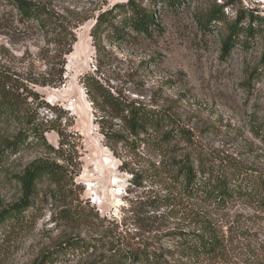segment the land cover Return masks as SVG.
I'll use <instances>...</instances> for the list:
<instances>
[{"label":"rangeland","instance_id":"1","mask_svg":"<svg viewBox=\"0 0 264 264\" xmlns=\"http://www.w3.org/2000/svg\"><path fill=\"white\" fill-rule=\"evenodd\" d=\"M24 1L50 11L53 31L27 25L18 0H0V73L22 86L24 110L47 131L45 141L0 167V212L21 201L19 177L32 165L60 167L63 184L40 183L24 222L0 227V264H98L112 249L186 263L176 235L203 229L222 238L226 251L195 264H264L259 201L213 208L182 193L177 179L189 157L199 178L226 172L264 181V0L156 2L148 35L125 26L122 35L98 39L99 18L128 0ZM215 7L224 8V19L204 28L200 16ZM245 9L261 19L252 22ZM239 17L256 32L225 50ZM96 82L120 107L98 95ZM130 105L152 111L164 127L152 138L134 136L121 114ZM16 128L0 133V144ZM172 131L175 138L163 142ZM70 239L90 246L61 254Z\"/></svg>","mask_w":264,"mask_h":264},{"label":"trees","instance_id":"2","mask_svg":"<svg viewBox=\"0 0 264 264\" xmlns=\"http://www.w3.org/2000/svg\"><path fill=\"white\" fill-rule=\"evenodd\" d=\"M156 2L164 3L171 7L179 4L181 0H149L148 7L143 6L138 0H128L126 4L116 7V13L110 11L103 14L93 28L92 35L96 39L100 38L102 34H106L107 37L111 34H115V36L117 34L122 35L121 28L125 26L132 28L140 35H148L149 28L154 24L155 10L152 9V6ZM18 9L27 25H34L48 33L53 31L54 24L49 10L24 0H18ZM244 13L252 18V22L256 17L261 19L260 15H256L248 9H245ZM200 17L199 23L204 28L210 27L224 19V8L215 7L208 16L201 15ZM34 19H36L37 24H35ZM242 21L243 18L239 17L230 25L229 33L224 39L225 50H229L242 33L254 35L256 32L253 24L246 28L241 27L244 26ZM95 85V90L99 96L104 97L111 106L120 107L121 103L109 92H105L98 82ZM21 87L9 75L0 73V133L13 124L17 126L16 132L10 137L3 138L0 144V167L12 155L38 145L41 140L45 141L44 132L47 131V128L42 127L43 125L39 122V117L35 116L36 114H31L27 109L24 110V101H27L29 96L25 97L24 92H21ZM121 114L130 132L137 137L139 136L138 134H143L152 138V135H157L155 130L160 131L164 127L163 119L144 107L131 105L126 108L123 107ZM174 134L173 131L167 132L162 141L169 142L173 140L175 138ZM153 143L161 144L156 139ZM180 163H184V165L181 166L178 177H176L180 181L182 193L189 198L199 200L204 205L217 209H223L229 204L245 198H253L264 206L263 180L259 186L247 175L241 179L226 172L218 175L213 174L206 179L203 176L199 178V175H201L200 170L194 167V163L189 157L185 162ZM19 179L23 197L19 203L0 212V227L10 223V227L14 228L24 222L27 213L36 204L35 200L38 199L40 183L48 181L58 186L59 189L63 184L62 169L46 162L32 165ZM176 238H178V254L183 260L187 261L180 264H195L201 259L218 258L219 255H223L224 251H226L224 240L213 233L212 229H203L201 234L179 233ZM87 246L90 245L83 242V240L70 239L61 246V254L67 255L68 251L83 250ZM128 259L140 264H168L164 256L155 252L140 250L129 253L119 249H112L104 256V261L98 264H123Z\"/></svg>","mask_w":264,"mask_h":264},{"label":"water","instance_id":"3","mask_svg":"<svg viewBox=\"0 0 264 264\" xmlns=\"http://www.w3.org/2000/svg\"><path fill=\"white\" fill-rule=\"evenodd\" d=\"M250 10L252 11H255V12H259V13H261L262 11L261 10H254V9H252V8H250Z\"/></svg>","mask_w":264,"mask_h":264}]
</instances>
